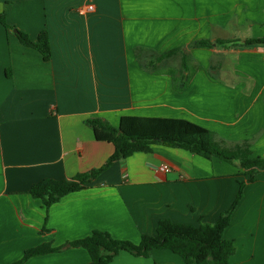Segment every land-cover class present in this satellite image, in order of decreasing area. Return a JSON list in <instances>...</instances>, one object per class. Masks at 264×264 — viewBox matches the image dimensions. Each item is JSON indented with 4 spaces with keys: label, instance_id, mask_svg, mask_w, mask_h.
<instances>
[{
    "label": "crops",
    "instance_id": "crops-1",
    "mask_svg": "<svg viewBox=\"0 0 264 264\" xmlns=\"http://www.w3.org/2000/svg\"><path fill=\"white\" fill-rule=\"evenodd\" d=\"M0 12L32 39L46 28L51 49L43 60L0 23V264L94 229L138 243L159 219L213 223L231 205L243 169L162 144L114 162L48 208L28 191L43 178L97 168L113 152L88 117L187 119L264 156V43L241 44L264 36V0H0ZM244 28L250 36L239 35ZM198 39L234 43L186 47ZM223 237L235 246L228 264H264V170L246 183ZM89 260L84 248L68 247L23 264ZM153 263L185 264L168 249L120 251L108 264Z\"/></svg>",
    "mask_w": 264,
    "mask_h": 264
},
{
    "label": "trees",
    "instance_id": "trees-1",
    "mask_svg": "<svg viewBox=\"0 0 264 264\" xmlns=\"http://www.w3.org/2000/svg\"><path fill=\"white\" fill-rule=\"evenodd\" d=\"M0 23L6 30L12 31L21 44L37 50L43 60L50 59V41L46 28L32 39L25 31L8 23L3 12H0ZM230 43L233 45L234 42L198 39L186 47H210L214 44L224 46ZM260 43H264V36L247 38L241 44ZM182 48H174L153 56L146 62V67H155L165 57L176 52L182 53ZM182 55V68L185 71L187 70L185 55ZM84 123L92 129L96 140L111 143L113 152L101 166L80 172L71 178L59 180L43 178L34 182L28 193L40 199L46 208L63 196L85 188L114 162L125 159L135 152H151L153 144L181 148L206 159L216 157L243 169L247 178L240 182L231 205L221 212L213 223L203 222L200 219L197 225H192L167 218L159 219L155 233L141 235L138 243L114 238L107 231L94 229L83 238L58 246L41 244L25 249L22 256L11 264H23L32 256L58 252L68 247L84 248L90 257L88 264H108L120 251H126L134 256L148 257L153 249H168L180 256L185 264H228L235 252V246L232 240L223 237V233L229 226L231 215L243 196L246 183L252 182L255 174L264 170V156H252L248 141L227 142L218 137L214 131L182 118L125 116L118 125H113L102 118L88 117Z\"/></svg>",
    "mask_w": 264,
    "mask_h": 264
},
{
    "label": "built area",
    "instance_id": "built-area-1",
    "mask_svg": "<svg viewBox=\"0 0 264 264\" xmlns=\"http://www.w3.org/2000/svg\"><path fill=\"white\" fill-rule=\"evenodd\" d=\"M92 5H88V9H92ZM159 169L162 171V172H169L170 171V167L167 165V164H162Z\"/></svg>",
    "mask_w": 264,
    "mask_h": 264
},
{
    "label": "rangeland",
    "instance_id": "rangeland-1",
    "mask_svg": "<svg viewBox=\"0 0 264 264\" xmlns=\"http://www.w3.org/2000/svg\"><path fill=\"white\" fill-rule=\"evenodd\" d=\"M250 34H251V29L250 28H244L241 30L239 35L246 37V36H250Z\"/></svg>",
    "mask_w": 264,
    "mask_h": 264
}]
</instances>
